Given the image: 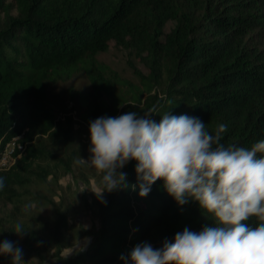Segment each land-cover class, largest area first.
<instances>
[{"label": "trees", "instance_id": "1", "mask_svg": "<svg viewBox=\"0 0 264 264\" xmlns=\"http://www.w3.org/2000/svg\"><path fill=\"white\" fill-rule=\"evenodd\" d=\"M0 13V161L15 143L12 165L0 170L7 204L31 184L37 161L74 142V118L59 120L49 86L78 73L89 89L75 111L88 128L101 115L154 109L157 122L169 110L200 117L212 132L227 124L225 146L264 139V0H0ZM169 22L175 26L166 34ZM112 42L145 68L131 66L137 83L98 61ZM135 163L122 169L128 186L105 192L106 203L91 194L99 227L88 248L62 256L71 245L59 206L38 230L21 223L22 235L12 232L15 216L9 224L0 218V240L15 241L26 264L42 255L43 235L54 250L49 264H124L121 255L137 243L160 247L185 227L199 231L214 223L196 202L178 205L162 180L141 197ZM0 264L10 258L0 256Z\"/></svg>", "mask_w": 264, "mask_h": 264}, {"label": "clouds", "instance_id": "2", "mask_svg": "<svg viewBox=\"0 0 264 264\" xmlns=\"http://www.w3.org/2000/svg\"><path fill=\"white\" fill-rule=\"evenodd\" d=\"M152 113L127 111L89 122L90 155L83 159L101 174L102 190L94 192L106 203L105 192L127 187L122 169L134 160L141 197L162 180L178 205L196 202L214 223L199 231L185 227L160 247L142 241L120 259L124 264H264V139L251 147L225 146V123L212 132L198 116L168 110L157 122ZM4 187L0 176V190ZM251 217L256 226L247 223ZM26 231L18 222L12 232ZM0 256L26 264L23 249L9 239L0 240Z\"/></svg>", "mask_w": 264, "mask_h": 264}, {"label": "rangeland", "instance_id": "3", "mask_svg": "<svg viewBox=\"0 0 264 264\" xmlns=\"http://www.w3.org/2000/svg\"><path fill=\"white\" fill-rule=\"evenodd\" d=\"M3 18L4 15L0 13V21ZM174 26V22H169L165 33H170ZM98 61L109 66L119 78L131 83L138 82L132 65L143 73L146 71L130 51L118 47L114 42L107 52L98 55ZM49 89L52 107L59 120L65 116L74 118V142L69 147V143L67 146L62 145L54 151L53 156L37 161L31 184L19 188L21 196L18 201L7 204L0 199V218L9 224L15 216L17 222L26 223L38 230L53 221L54 210L59 206L67 217L65 235L71 245L62 252V256L69 257L88 248L93 240L92 232L99 227L97 212L91 207V194L102 190L101 174L83 159L90 155V132L75 111L80 106V98L89 89L88 79L78 73L70 80L50 85ZM12 149L9 146L7 152ZM28 204L32 207L26 208ZM43 237L45 243L42 255L32 257L27 264L51 262L53 246L46 236Z\"/></svg>", "mask_w": 264, "mask_h": 264}, {"label": "built area", "instance_id": "4", "mask_svg": "<svg viewBox=\"0 0 264 264\" xmlns=\"http://www.w3.org/2000/svg\"><path fill=\"white\" fill-rule=\"evenodd\" d=\"M9 146H12L13 149L10 152H7ZM9 146L6 149L4 156L2 157V159L0 161V170L7 169L9 166L12 165L11 156L14 152L15 143L10 144Z\"/></svg>", "mask_w": 264, "mask_h": 264}]
</instances>
